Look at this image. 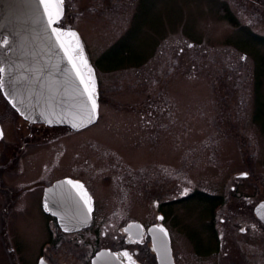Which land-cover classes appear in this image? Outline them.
I'll return each instance as SVG.
<instances>
[{"label":"rangeland","instance_id":"1","mask_svg":"<svg viewBox=\"0 0 264 264\" xmlns=\"http://www.w3.org/2000/svg\"><path fill=\"white\" fill-rule=\"evenodd\" d=\"M63 1L55 26L77 34L97 86L100 116L89 133L141 154L137 165L130 158L115 174L116 162L90 141L75 146L89 145L93 167L102 165L116 180L138 179L143 191L162 180L171 194L180 181L181 193L193 190L165 213L175 264H187L193 247L216 249L213 209L225 196L244 206L230 215L246 232L231 233L234 250L205 264L264 249L252 216L264 201V0ZM238 194L250 197L249 205ZM45 236L28 218L11 217V245L0 246V264L32 260Z\"/></svg>","mask_w":264,"mask_h":264},{"label":"flooded vegetation","instance_id":"2","mask_svg":"<svg viewBox=\"0 0 264 264\" xmlns=\"http://www.w3.org/2000/svg\"><path fill=\"white\" fill-rule=\"evenodd\" d=\"M95 90L97 93L96 85ZM99 110L98 100L97 120L80 129L33 123L23 119L0 91V130L3 132L0 138V246L11 245L8 241L11 217L28 218L30 225L41 228L46 234L37 255L32 260L21 259L18 264H41V261L43 264H92L97 256L99 263L105 264H158L152 233L162 227L166 229L167 208L171 203L187 200L193 190L181 193L180 181L171 194L166 180H162L152 182L143 191L138 179L116 177V180L108 177L107 170L101 172L105 168L102 165L93 167L89 145L75 146L79 139L90 141L91 147L115 161L117 166H112L115 174L128 169L130 163L137 165L134 160L141 154L135 150L122 151L121 146L118 148L89 133L88 129L99 121ZM107 145L112 147L106 150ZM84 150L88 151V157L82 155ZM122 152L129 154V158L122 157ZM29 159L35 163L33 169H30ZM148 164L152 170L154 165ZM165 164L169 166L170 163ZM66 180L83 185L79 191L91 197L90 205L80 199L78 190L62 183ZM237 196L238 202L249 205L250 197ZM220 200L214 206L211 221L217 239L216 249L201 253L193 247V256L186 259L187 264H205L213 256L227 255L235 247L230 234H245L246 227L240 228V223L233 221L239 216L230 215L235 208L236 212H242L244 206L231 204L227 196ZM139 202L145 204V210L138 206ZM45 203L49 206L47 211ZM258 203L252 207V216L261 224L262 234L255 233V236L264 240V226L254 214ZM220 209L224 215L217 219ZM138 214L145 215L146 219H138ZM4 255L3 252L1 259ZM172 258L175 264L173 254ZM224 264H264V249L255 250L251 257H228Z\"/></svg>","mask_w":264,"mask_h":264},{"label":"water","instance_id":"3","mask_svg":"<svg viewBox=\"0 0 264 264\" xmlns=\"http://www.w3.org/2000/svg\"><path fill=\"white\" fill-rule=\"evenodd\" d=\"M63 12L64 1L59 21ZM56 24L48 26L39 0H0V38L9 42L0 47V67L5 69L6 82L2 94L12 108L29 122L77 129L72 125L79 123L81 101L87 102V96L82 95L83 87L51 33L52 27L57 28ZM62 39L66 45L75 47V39L68 36ZM94 92L97 105L95 122L98 96L95 89ZM254 214L264 226V201L255 206ZM161 229L164 231L159 229L152 233L157 263L174 264L169 233L164 227ZM92 264L105 263H99L97 256Z\"/></svg>","mask_w":264,"mask_h":264},{"label":"snow or ice","instance_id":"4","mask_svg":"<svg viewBox=\"0 0 264 264\" xmlns=\"http://www.w3.org/2000/svg\"><path fill=\"white\" fill-rule=\"evenodd\" d=\"M39 3L44 8V12L47 16L48 26L58 23L60 17L62 16L63 0H39ZM51 33L53 36H55L59 47L63 50L64 56L67 57V61L71 65V71L74 73L76 80H78L79 85L83 87L82 95L86 94L87 96V102L81 101V109L78 113L79 123H73L72 126L77 129L80 127H86L88 124L94 122L97 109L94 92L95 79L93 71L87 60L83 57L82 45H80L79 38L75 32H66L62 29L52 27ZM65 36L75 39V47L65 44L64 40L62 39ZM0 40H2V42H0V47H4L9 43L7 40H3L2 38H0ZM4 73L5 69L0 67V91L4 89L6 83L4 79ZM13 106L15 107L16 105ZM17 110L19 111L20 109L17 108ZM2 137L3 132L0 130V138ZM62 183L68 184L72 186L73 189L78 190L77 194L80 196V199L83 200L86 205H90L91 197H89L86 192L79 191L83 189V185L72 180H66ZM48 207V204L45 203V211L48 210ZM88 211L89 213L92 211L90 206ZM160 231L163 232L164 230L160 229ZM122 255L126 257L128 256L127 253H123ZM129 259L131 258L129 257ZM41 264H43V261H41Z\"/></svg>","mask_w":264,"mask_h":264},{"label":"trees","instance_id":"5","mask_svg":"<svg viewBox=\"0 0 264 264\" xmlns=\"http://www.w3.org/2000/svg\"><path fill=\"white\" fill-rule=\"evenodd\" d=\"M232 24H234V21H233V23ZM261 41H263L264 42V40H261Z\"/></svg>","mask_w":264,"mask_h":264}]
</instances>
